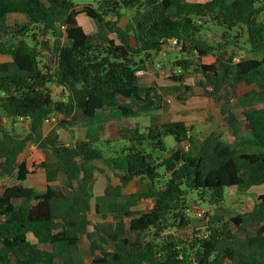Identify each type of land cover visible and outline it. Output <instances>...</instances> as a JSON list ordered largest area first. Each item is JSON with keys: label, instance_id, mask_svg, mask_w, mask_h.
<instances>
[{"label": "trees", "instance_id": "obj_1", "mask_svg": "<svg viewBox=\"0 0 264 264\" xmlns=\"http://www.w3.org/2000/svg\"><path fill=\"white\" fill-rule=\"evenodd\" d=\"M124 11L131 17L121 28ZM81 12L94 20L95 34H86L79 24L73 0H0V23L13 14L28 18L0 31V56L10 57L0 62V178L16 182L0 195V264H85L83 236L91 264H264V195L249 213L227 219L209 212L205 226L191 237L176 234L191 225L189 194L197 196V205L218 207L227 189L244 195L264 185V0H99ZM209 22L226 34L246 28V54L252 57L243 59L203 39ZM171 40L180 45L173 67L181 73L171 77L179 85L140 86L138 74ZM189 72L197 75L196 88L223 101L227 136L238 139V147L263 152H235L213 134L192 138L185 122L143 132L122 127L118 147L100 138L93 127L104 124L96 119L98 112L118 110L125 119L147 116L162 110V93L169 91L187 101L196 94L184 84ZM241 83L256 87L238 98L242 121L230 107ZM50 85L62 88L67 99L55 100ZM77 116L88 130L85 140L66 145L55 131L44 137L51 117L68 128L78 123ZM19 120L30 122L23 137L12 132ZM169 136L176 142L171 150L165 144ZM29 142L37 148L20 163ZM99 143L105 151L96 147ZM47 151L56 163L47 162ZM95 161H103L120 181L97 197ZM38 170L46 172L44 192L22 184ZM59 174L67 179L55 187ZM135 179L146 182L148 190L123 194ZM16 200L27 203L17 208ZM92 210L96 221L89 220ZM236 230L246 235L239 237Z\"/></svg>", "mask_w": 264, "mask_h": 264}, {"label": "crops", "instance_id": "obj_2", "mask_svg": "<svg viewBox=\"0 0 264 264\" xmlns=\"http://www.w3.org/2000/svg\"><path fill=\"white\" fill-rule=\"evenodd\" d=\"M187 1L190 3H205V2H208L210 0H187ZM89 5L90 4L87 3L83 7H86ZM90 6H92V5H90ZM83 7H82V9H83ZM82 14H84V15L81 17L82 18L81 20L79 19L80 14L78 15V22L81 23L86 34H88V35L95 34L97 31V26H96L94 20L91 19L90 17H88L85 13H82ZM13 15H20V14H13ZM261 16H260V20H264V18H261ZM130 17H131L130 14L123 12L122 16L119 18L118 25L121 28H125L130 22ZM112 38L115 39L116 41L118 40L116 38V36H112ZM130 45L133 48L136 47V40L133 36L130 37ZM179 51H180V48H175L171 42H168V44L165 45L160 52L155 53L146 64V71L140 72L138 74L140 86L147 87V86H150L152 84H156L159 87H166V88H172V87L178 86L179 83L174 82L171 79V76H169V73H167L165 71H161L158 77L153 75L150 78V69H152L151 72H153V73L158 72V69L155 66L158 65V67H159L160 62H165V61L169 60L170 56H172V55H176L175 56L176 59L178 57L180 58ZM7 61H10V57ZM3 62H6V61H3ZM155 62H159V63H156V65H155L154 64ZM149 63L151 64V67H150ZM180 70L181 69L175 70L173 72V74L174 73H177V74L181 73ZM197 80H198L197 75L192 73V72L184 74V84L185 85L193 87V86H195ZM55 87L57 89L58 88L61 89V92L63 94L62 88L57 87V86H55ZM254 89H256V87ZM254 89L250 88L249 90H246L245 93L252 91ZM63 96L64 97L61 100L65 101L67 99V93H64ZM162 96H163V107H162V110H160L159 112L152 113V114L147 115V116H139V117L132 118V119H125V118L120 116V113L118 110H106L103 112H98L96 114V119H98V121H104V124L102 126H100V124H102V123H100V124L97 123L93 127H96V129L98 131V135L100 136V138L103 141H110V142H112L111 147H118V146L123 144V142L121 141L120 135H119V129L122 127L123 128H129V129H138V130L143 132V131H146L150 127H158L164 123L185 122L188 124L189 129H191V128L193 129L196 126L200 127L201 124L205 123V118H204L205 113H207L209 111V109L212 108V106H213V102L209 98L204 97V96H193L185 102L178 100L177 95L174 94L173 91L163 92ZM119 100L121 103H129V101L123 97H120ZM241 111H242V109H241ZM241 114H242V112H241ZM56 118H58V117H51L50 119H48L44 123V126H43L44 137L49 135L51 132L55 131L58 135V140L61 143H64L66 145H72L76 142H80V141L86 139L88 130L85 126H83V120H81V118L79 116H77L78 123L75 124L73 127H68V128H60L58 126L60 118H58L59 119L58 121H56ZM69 120H71V119H69ZM24 121H25L24 124L26 126V132L23 134H20V135L17 134L18 136H21V137L25 136L29 132V127H30L29 120H24ZM14 126H17V123ZM197 139L201 140V138H197ZM98 145H100V144H98ZM101 145H103V144H101ZM36 148H37L36 143L29 142L25 148V151L19 156V159H18L19 162L20 163L23 162L26 159V157L29 156ZM258 152H263V150L258 151ZM258 152H255V153H258ZM155 156H160V155L156 154ZM168 156H169V154L161 155L162 158H167ZM46 159H47V162H49V163H56L57 162V157L54 156L53 154H51L49 151L46 152ZM97 162H99V161L93 162L92 165H94V164L96 165ZM29 177H34V182H33L34 186L31 185L28 188H32L36 192H44L46 190L47 182H46V172L44 170H38V172L36 174L31 175ZM29 177H28V179H29ZM94 177H95L96 181H95L94 186H93V193H94V196H96V197L101 196L104 193L105 189L110 184H113V185H119L120 184L119 178L114 174V172L112 170L107 168L106 165L98 166L96 169H94ZM8 178H1V180H5ZM102 178L106 180L107 184H105V186L103 184V188L101 186L99 188L98 186L101 183L100 181ZM66 179H67L66 175L59 174L57 181L52 185L55 187H61L65 184ZM135 180H139V179H135ZM135 180L130 182V184L133 183ZM24 183H22L23 186H24ZM43 184H44V188L41 189L40 186ZM142 184H143V189L141 191L128 192L126 195L131 194V193L146 192L148 190L147 183L142 182ZM128 186H126L123 189V194H125V189ZM25 187H27V186H25ZM256 187L264 188V185L252 187L244 195L239 194L235 188H230L229 191L235 190L237 196H240V198H241L240 202L241 203H245V202L247 203V202H250L249 196H250L251 192H253V191L256 192L255 194L258 195L259 197L264 195V192H260V191L256 190ZM2 191H3L2 192V194H3L5 191V188ZM226 196H227V194H225V200H226ZM258 201H259V198H258ZM258 201L252 206V208H250L249 212L253 211V209H254L255 205L258 203ZM93 203H94V200L92 201V208L94 207ZM14 204H15V201H14ZM193 205L194 206H201V204L197 205L194 201H193ZM206 205H208V204H206ZM208 206H211V205H208ZM212 207L217 208L214 206H211L210 208H212ZM189 210H187V211H189ZM249 212H246V213H249ZM92 214L94 215L93 210H92ZM176 234H177V231H176ZM85 239L88 242V240L85 236L82 237L81 241L84 242ZM87 247H88V250L90 251L89 242H88Z\"/></svg>", "mask_w": 264, "mask_h": 264}, {"label": "rangeland", "instance_id": "obj_3", "mask_svg": "<svg viewBox=\"0 0 264 264\" xmlns=\"http://www.w3.org/2000/svg\"><path fill=\"white\" fill-rule=\"evenodd\" d=\"M74 3L77 5V10L78 11H82V7L84 5H86L87 3H89L90 5H92L93 7H97L99 0H73ZM127 14L131 15V12H126ZM84 14H82V12L79 15V19L81 20L82 16ZM261 18H264V15L261 16ZM28 21V18L26 16L23 15H10L7 17V19L3 22L0 23V31H5L6 28H9L11 26H14L18 23H25ZM80 23V22H79ZM81 25V23H80ZM82 26V25H81ZM227 32L225 31L224 28H221L219 26H216L214 23H207L204 26L203 32H202V38L205 39L206 41H208L211 45H213L214 47H217L218 45H222L224 47V50H226L228 53H231L232 51H235L237 53H239L240 55L242 54H246L249 50H250V46L248 44V38H247V31L246 28L244 27H239L233 31H231L229 34H226ZM226 35V36H225ZM180 55V54H179ZM176 55H172L170 56L169 60L165 61V62H155L154 64L156 65V63H159V67L158 65H156L155 67L158 69V72H151L152 69H150V78L155 75L156 77L159 76L161 71H165L167 73H169V76L172 77L173 72L175 71L176 68L173 67V63L179 58L176 59L175 57ZM181 57V56H180ZM193 58V56H192ZM195 58V57H194ZM9 59V57L7 56H0V62L3 61H7ZM150 67L151 64L149 63ZM177 70V69H176ZM172 71V72H171ZM196 86V84H195ZM195 86H193L196 90V94L193 96H204L209 98L212 102H213V106L212 108L209 109V111L207 113H205V123L201 124V126H196L193 129H190V135L193 138H205L209 135H216V136H220L224 141L229 142L232 146H233V150L235 152H258L261 151L260 149H251L248 147L245 148H241L238 147L237 144L239 143L238 139H232L229 138L227 135V130H225L223 128V119L224 116L221 114V106L223 104V101H221L218 98H213L210 97L208 95H206V92L201 89V88H196ZM52 92V95L54 97L55 100H61L64 96L61 92V89H57L54 85H50L49 86ZM250 88H255L254 86H248L245 83H241L238 88H237V94H236V98H234L230 104V107L232 109V111L235 113V115L237 116V118L241 121L243 119V116L241 114V108L238 106V98H240L241 96H243V94L245 93L246 90H249ZM1 96V93H0ZM190 96L189 98L193 97ZM59 119L56 118V121H58ZM25 121L24 120H20L17 122V126H13L12 127L9 125L8 127L12 129V132L14 134H23L26 132V126H25ZM100 145H96V147L98 149L101 150H106L105 147L103 145H101L102 143H99ZM165 144L168 150H171L173 148H175L176 146V142L174 140L173 137L169 136L165 138ZM186 146V145H185ZM107 154H111L110 150L109 153L107 152ZM105 164L102 161L97 162V164L92 165L94 169H96L98 166H104ZM107 167V166H106ZM108 168V167H107ZM34 177H29V179L24 183V186L30 187L31 185H33L34 183ZM101 183L99 184V188L100 186L103 188V184L105 186V184H107L105 179H101L100 181ZM15 179L14 178H8L5 180H1L0 178V195L2 194V190L8 186V185H12L15 184ZM145 183V182H144ZM34 186V185H33ZM40 188H44V184L40 186ZM143 189V184L141 181L139 180H135L133 183H131L126 189H125V194H127L128 192H136V191H141ZM256 190L260 191V192H264V188L262 187H256ZM256 192H251L249 198H250V202H245V203H241L240 202V196H237L235 190L234 191H229V189L226 190V200L217 208H210L211 206H208L206 204H202L201 206H194L193 205V198H195V200L197 199V196L195 195H190L188 196V200L190 202L189 204V211H187L186 213L189 215L190 219H191V225L187 228V230L185 231H177V235L184 237L187 236H192L194 234V230L196 229H200L201 226H205V223L202 224V222L205 221L204 217L207 213H211L214 215H221L224 216L227 219H231L232 217H235L238 214H244L246 212L250 211V208H252V206L258 201L259 196L255 194ZM26 200H16L15 201V205L17 208H19L20 206H25L26 205ZM94 205V203H93ZM208 215V214H207ZM89 220L91 221H96L97 219L94 217L93 214L89 215ZM100 220V219H99ZM204 231H206L204 228L201 229V233H203ZM236 234L239 237H244L246 235L245 231H236ZM88 242L86 241V239L84 240V242L81 243V252L85 261V264H91L93 257L90 253V251L88 250ZM225 264H230L229 262H226Z\"/></svg>", "mask_w": 264, "mask_h": 264}, {"label": "built area", "instance_id": "obj_4", "mask_svg": "<svg viewBox=\"0 0 264 264\" xmlns=\"http://www.w3.org/2000/svg\"><path fill=\"white\" fill-rule=\"evenodd\" d=\"M169 42H171L172 45H173L175 48H180V45L178 44L177 40H171V41H169ZM180 72H181V70H180ZM188 148H189V146L186 145V146H185V149L188 150ZM203 236H204V237H207L208 234L203 235Z\"/></svg>", "mask_w": 264, "mask_h": 264}, {"label": "water", "instance_id": "obj_5", "mask_svg": "<svg viewBox=\"0 0 264 264\" xmlns=\"http://www.w3.org/2000/svg\"><path fill=\"white\" fill-rule=\"evenodd\" d=\"M252 57V55L251 54H241V58H243V59H246V58H251Z\"/></svg>", "mask_w": 264, "mask_h": 264}]
</instances>
